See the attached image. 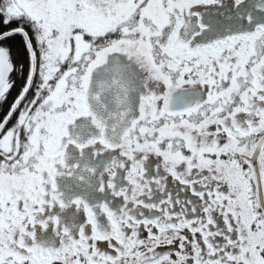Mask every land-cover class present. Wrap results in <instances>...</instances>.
I'll use <instances>...</instances> for the list:
<instances>
[{
  "label": "snow or ice",
  "instance_id": "obj_1",
  "mask_svg": "<svg viewBox=\"0 0 264 264\" xmlns=\"http://www.w3.org/2000/svg\"><path fill=\"white\" fill-rule=\"evenodd\" d=\"M0 264H264V0H0Z\"/></svg>",
  "mask_w": 264,
  "mask_h": 264
}]
</instances>
